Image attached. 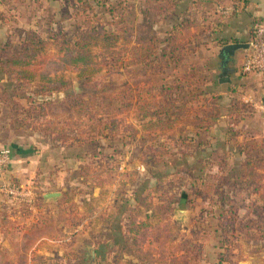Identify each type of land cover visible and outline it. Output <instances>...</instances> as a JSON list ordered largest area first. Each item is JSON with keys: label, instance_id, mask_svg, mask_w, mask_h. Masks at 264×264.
Masks as SVG:
<instances>
[{"label": "rangeland", "instance_id": "rangeland-1", "mask_svg": "<svg viewBox=\"0 0 264 264\" xmlns=\"http://www.w3.org/2000/svg\"><path fill=\"white\" fill-rule=\"evenodd\" d=\"M226 3L222 0L215 8L204 5L197 18L194 8L187 11L192 5L188 0H19L13 12L6 5L1 12L6 30L0 27V43L6 42L0 51L3 59L18 51L26 39L44 42L50 58L39 68L50 75L62 72L66 84L52 89L49 98L56 103L48 115H40L36 104L20 94L17 100L29 112L16 111L0 99L3 116L12 126L24 124L47 137L57 135L63 139L60 143L78 151L81 160L75 170L76 184L67 190L69 197L62 196L58 207L52 204L42 211L43 226L35 221L34 210L43 203L35 180L16 181L8 171L9 162L0 166V264H264V115L258 106L243 101L247 91L234 88L226 97L216 89L219 60L212 62L211 40L201 36L202 27L195 23L209 19L208 29L214 33L219 20L224 34L221 29L215 35L231 39L234 29L228 22L233 16L216 11ZM178 22L193 27L184 33L172 31ZM93 25L118 28L116 32H124L131 42L120 40L118 60L101 65L88 83L77 77L75 69L59 63L54 41L66 37L72 42L75 31ZM169 31L174 45L207 41L197 56L180 50L177 55L182 62L170 61L160 74L147 78L132 52L136 46L152 44L160 55L167 47ZM16 88V80L0 71V92L12 93ZM190 89L200 97L187 102L186 115L172 128L154 126L135 137L125 130L129 124L141 126L139 105L161 103L162 90L183 96ZM65 94L80 96L75 109L64 101ZM255 100L261 103L260 97ZM125 102L133 107L120 113ZM240 103L247 106L234 112ZM210 112L214 119L207 118ZM118 119L122 121L115 130L111 121ZM48 128L53 135L46 134ZM246 159L253 169L245 180ZM141 180L147 190L136 201L134 191L142 187ZM3 184L32 195L27 202H18L1 190ZM110 193L119 201L110 203ZM182 197L187 214L179 220L175 210ZM227 202L237 207V221L233 253L224 259L219 253L225 251L217 215L228 209ZM113 205L116 211L109 209ZM143 219H148V226L139 233L128 231L132 221ZM244 225L254 228L246 234ZM8 227L11 230L6 232ZM43 249L54 254L43 256L39 253Z\"/></svg>", "mask_w": 264, "mask_h": 264}, {"label": "trees", "instance_id": "trees-1", "mask_svg": "<svg viewBox=\"0 0 264 264\" xmlns=\"http://www.w3.org/2000/svg\"><path fill=\"white\" fill-rule=\"evenodd\" d=\"M82 3L84 5H89L85 1ZM186 24L187 23L185 22H178L172 31L179 32L182 26ZM117 29L118 28L107 30L104 26L97 27L95 25L82 26L80 30L75 31L72 34V42L66 37H58L54 41V47L59 57V63H61L63 67L75 69L77 71V77L84 78L85 82H92L103 64L108 66L111 61L118 60L117 56L120 54L119 50H117L118 42L120 40L124 43L131 42L129 36L124 34V32H116ZM169 32L170 37L167 40V47L164 49V52L163 49L160 50V55L157 53L158 48L154 47L152 44L136 46L132 52L133 54L136 53L135 64H139L142 71L149 74L147 75V78H150L151 74H160L162 68L167 66L170 61H176L178 63L182 62L180 54L177 55L180 50L187 52V54H191L196 53V49L199 47L198 44H194L191 41L183 43L178 42V44L174 45V35L171 34V31ZM215 40L218 43L223 44L227 42L225 41V38L216 37ZM44 47V42L31 38L28 40L26 39L21 48H19L18 51L13 52L5 58V60L3 59L4 56L0 55V71L8 77L16 80L18 86V88L12 93L1 91L0 99L4 103H9L10 107L16 111H23L24 108L25 112H29L19 100H17L18 98L16 96L23 94L26 102L36 104V109H38L40 115H48L49 108L56 103V99L49 98L52 89H59L66 84V78L62 72L50 75L39 68L47 63L50 58L48 54L44 52ZM174 55H177L176 58ZM107 57L111 60L107 61ZM97 58H101V60H98ZM113 64L116 63L113 62ZM21 88H23V90H21ZM24 88L27 91L24 90ZM161 95V103L152 102L139 105L138 113L140 114L139 120H142L141 126L129 124V129L125 130L130 131V134L135 137L138 132L149 130L154 126L170 129L175 122L181 120L182 117L186 115L185 112L188 109L186 106L187 102L197 101L200 97L196 94L195 90L193 92L191 89L183 96H180L177 91L170 92L168 90H162ZM63 98L69 107L75 109V107H77L75 99L80 98V96L65 94ZM57 101L60 102L61 100ZM177 101L179 105H177ZM68 103L71 104L69 105ZM131 106L133 107L131 103L125 102L122 108H119L120 113L124 110H129ZM246 106V104L240 103V105L234 106V112H240ZM216 109L218 110L217 107ZM79 111L80 110L78 109V112ZM206 116L207 118L214 119L215 115L210 112L206 114ZM121 121V119H118V122L112 120L111 127H114L113 129L116 130ZM48 131L50 132H47V135H53V132H51L50 129ZM52 139L57 141L63 140L57 135L55 137L52 136ZM252 169L253 165L251 160H244L242 177L245 180L248 176L246 174H248V171H252ZM250 175L253 176L254 174L250 173ZM226 206H228V209L220 210L217 215V228L220 231V237L222 238L221 247H223L225 251L224 254L222 252L219 253L220 257H224V259H228L233 253V225H235L237 221V207L230 202H227ZM148 225V219L139 220L137 223L132 221L128 227V231L139 233L141 228L143 229ZM252 228L254 227L247 225L243 226L246 234H248ZM220 259L222 260V258Z\"/></svg>", "mask_w": 264, "mask_h": 264}, {"label": "crops", "instance_id": "crops-1", "mask_svg": "<svg viewBox=\"0 0 264 264\" xmlns=\"http://www.w3.org/2000/svg\"><path fill=\"white\" fill-rule=\"evenodd\" d=\"M19 0H0V27L5 31V20H3L2 11L4 9L10 8L11 11H14V6L17 5ZM178 1V0H177ZM181 3H185V0H179ZM189 4H192L191 7L187 9V11L193 10L194 18L200 17L202 15V8H204L206 4H210L211 8H215V4L221 2L222 0H188ZM226 5L223 8H217L216 11H220L224 14H230L233 16L231 20L228 22L230 26H233V34L231 39H226L223 36H217L215 33L221 31L223 27L218 24L219 20L216 22V30L213 33L210 28L208 29V25H211V21L208 19L206 22L199 23V20H195L196 25L201 26V36H208L211 42L208 45V51L210 54L214 55L215 58L212 59V62H215V59H218V81L216 82V89L222 90L221 95L225 94L226 97L230 96L231 90L234 88L237 89L238 92L246 91L248 92V96H245L246 100L255 104V106H259V104L264 101V86L261 83V76L256 73H248V75L244 76L240 72V67L243 62V59L248 52L247 49H238L235 51L232 60L228 62L226 65V73L225 75H220L221 73V63L218 57V53L220 48L228 43L240 42V43H249L252 35V28L256 20L264 21V0H224ZM201 4V6H199ZM14 5V6H13ZM212 13H215L212 12ZM212 13L208 12V15H212ZM207 14V13H206ZM206 23V24H205ZM227 23V22H226ZM203 25H206L205 28ZM193 27L187 23L183 25L179 32L184 33L186 30ZM224 29L220 32L223 33ZM224 34V33H223ZM225 38L227 42L218 43L215 38ZM206 38V37H205ZM6 40V38H5ZM197 40V41H194ZM191 42L194 44H198L199 47L196 49V53H191L192 56H197L202 52L204 41L207 39H202L198 41V39H194ZM6 42L4 40L0 43V51L1 47L5 45ZM228 78L223 79V81H219L220 78ZM247 83L245 86H240L238 84ZM228 92V93H227ZM260 97V102L255 100V98ZM0 101V149L6 148L9 150V166L8 171L11 176L20 182H31L33 181L40 187L41 197L45 193L50 192H60L61 195L54 201H45L42 197V204L38 205L34 212H37V219L35 220L38 226H43L46 221H44V216H42V211L45 210L47 206H51L52 204H57L56 206L62 202L60 200L62 196L64 199H67L70 193H67V190L71 187V185L76 184V169L77 164L80 163L81 157L76 155L78 151H74V147L65 146L64 143H60V141L53 140L50 137H47L43 134V132L32 130L31 127L27 125H10L9 120L3 116V111L5 108ZM242 121L241 123H243ZM29 128V129H28ZM101 141V140H100ZM101 144V142L99 143ZM83 147H87V144H84ZM80 148V147H78ZM90 148V147H88ZM60 167V168H59ZM89 175V174H88ZM101 176V175H100ZM87 177V176H86ZM95 179V178H93ZM153 178H151L148 182L151 183ZM137 182V181H136ZM141 183V188L134 191V198L136 201L139 199L138 197L143 194V190L146 189L145 183L143 180L138 181ZM138 186H136L137 188ZM147 190V189H146ZM111 194L110 203H115L119 201L115 194ZM109 197V198H110ZM60 200V201H59ZM60 202V203H59ZM185 197H182L180 201V208L184 207ZM110 210L113 211L116 207L113 205ZM116 211V210H115ZM121 212V211H120ZM116 214V213H115ZM23 219H27L26 215H20ZM123 216V215H122ZM21 218H19L20 220ZM26 223V222H25ZM21 228V227H19ZM11 230L10 227L7 228L6 232ZM43 239L45 237H42ZM39 253L43 256H51L54 253L48 250H40Z\"/></svg>", "mask_w": 264, "mask_h": 264}, {"label": "built area", "instance_id": "built-area-1", "mask_svg": "<svg viewBox=\"0 0 264 264\" xmlns=\"http://www.w3.org/2000/svg\"><path fill=\"white\" fill-rule=\"evenodd\" d=\"M248 52L246 53L240 67L242 74L256 73L261 76L264 83V21L256 20L253 28L252 35L249 41ZM259 109L264 115V101L259 106ZM9 150H0V166H5L9 162ZM1 190L11 199L20 201H28V196L32 195L30 191L21 190L18 187L3 184Z\"/></svg>", "mask_w": 264, "mask_h": 264}, {"label": "water", "instance_id": "water-1", "mask_svg": "<svg viewBox=\"0 0 264 264\" xmlns=\"http://www.w3.org/2000/svg\"><path fill=\"white\" fill-rule=\"evenodd\" d=\"M249 44L248 43H240V42H234V43H228L223 45L218 53V57L220 59V63H221V73L220 75H225L226 73V65L228 64V62L230 60H232V57L235 53L236 50L238 49H248ZM223 79H228L226 78H220L219 81H223ZM61 195L60 192H50V193H45L43 194V199L45 201H54L56 200L59 196ZM187 212L183 209H176L175 210V216L176 218L180 219H184L186 217ZM90 254H91V259L92 261L94 260V251L92 249H90Z\"/></svg>", "mask_w": 264, "mask_h": 264}]
</instances>
